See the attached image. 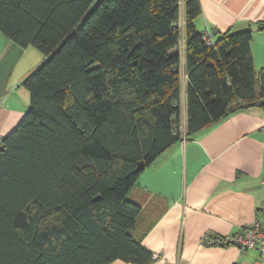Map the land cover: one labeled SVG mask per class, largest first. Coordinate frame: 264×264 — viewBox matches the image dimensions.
I'll return each mask as SVG.
<instances>
[{
	"label": "trees",
	"instance_id": "obj_1",
	"mask_svg": "<svg viewBox=\"0 0 264 264\" xmlns=\"http://www.w3.org/2000/svg\"><path fill=\"white\" fill-rule=\"evenodd\" d=\"M201 14L200 0H0V32L46 56L0 140V264L153 260L128 197L142 170L243 103L264 108L252 29H211L209 45Z\"/></svg>",
	"mask_w": 264,
	"mask_h": 264
},
{
	"label": "crops",
	"instance_id": "obj_2",
	"mask_svg": "<svg viewBox=\"0 0 264 264\" xmlns=\"http://www.w3.org/2000/svg\"><path fill=\"white\" fill-rule=\"evenodd\" d=\"M200 1L198 30L251 28L252 40H264L260 28L264 0ZM252 42L255 67L260 69L264 58L258 60L261 50ZM22 60L18 58L17 65ZM3 78L4 58H0V138L18 125L27 110V102H4ZM128 197L142 207L136 235L153 253L148 264H253L259 258L257 250L242 252L216 240L264 216V108L242 107L176 141L142 170Z\"/></svg>",
	"mask_w": 264,
	"mask_h": 264
},
{
	"label": "rangeland",
	"instance_id": "obj_3",
	"mask_svg": "<svg viewBox=\"0 0 264 264\" xmlns=\"http://www.w3.org/2000/svg\"><path fill=\"white\" fill-rule=\"evenodd\" d=\"M235 31V30H234ZM2 36V37H1ZM0 36V53L4 58V102L22 104L27 102V110L30 107V92L26 87L21 85L20 80L25 77L29 71L36 68L44 59L45 54L33 45L23 47L6 35ZM252 45L256 46L260 52L259 58H264V40H252ZM257 55V54H256ZM18 58L22 62L16 63ZM264 67V66H263ZM26 110V111H27Z\"/></svg>",
	"mask_w": 264,
	"mask_h": 264
},
{
	"label": "built area",
	"instance_id": "obj_4",
	"mask_svg": "<svg viewBox=\"0 0 264 264\" xmlns=\"http://www.w3.org/2000/svg\"><path fill=\"white\" fill-rule=\"evenodd\" d=\"M213 35V31L209 27L203 30L204 40L209 45L214 43ZM206 240L212 241L209 236L206 237ZM216 241L220 244L234 245L242 252L255 249L259 253V258L253 264H264V216L262 219H257L252 224L243 227L238 233L223 238H217Z\"/></svg>",
	"mask_w": 264,
	"mask_h": 264
},
{
	"label": "water",
	"instance_id": "obj_5",
	"mask_svg": "<svg viewBox=\"0 0 264 264\" xmlns=\"http://www.w3.org/2000/svg\"><path fill=\"white\" fill-rule=\"evenodd\" d=\"M261 29H264V26H261L260 27ZM214 30V32L215 33H218V29H213ZM259 101H255L254 103H253V105H259ZM248 106V104L247 103H243L242 105H241V107H247ZM144 168V166L143 165H140L139 167H138V170H142Z\"/></svg>",
	"mask_w": 264,
	"mask_h": 264
}]
</instances>
